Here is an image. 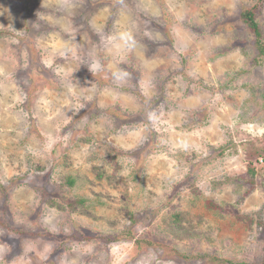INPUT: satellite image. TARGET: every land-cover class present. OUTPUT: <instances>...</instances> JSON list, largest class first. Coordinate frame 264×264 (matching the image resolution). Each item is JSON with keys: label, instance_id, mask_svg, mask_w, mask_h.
Segmentation results:
<instances>
[{"label": "rangeland", "instance_id": "rangeland-1", "mask_svg": "<svg viewBox=\"0 0 264 264\" xmlns=\"http://www.w3.org/2000/svg\"><path fill=\"white\" fill-rule=\"evenodd\" d=\"M244 10L264 42V0H0V264H261Z\"/></svg>", "mask_w": 264, "mask_h": 264}, {"label": "trees", "instance_id": "trees-1", "mask_svg": "<svg viewBox=\"0 0 264 264\" xmlns=\"http://www.w3.org/2000/svg\"><path fill=\"white\" fill-rule=\"evenodd\" d=\"M241 19L243 21V23L246 25V27L253 33L254 35V44H255V51L257 53V57L259 59L262 58L263 63H264V42H263V38H262V32L261 29L258 25V23L255 20V15L254 12L251 10H244L241 14ZM4 32H0V36L3 34ZM261 156L257 157V159H251L250 161H248V165H247V174L254 176L256 174V168L254 167L253 163L254 162H258ZM264 158V156L262 157ZM251 184H254L255 180L253 178H251L250 180ZM66 204L69 206L70 208V202ZM74 204L76 206H80L82 208H87L88 205L86 204V199L84 198H77L74 201ZM206 207L208 209H215V205L212 202H207ZM127 234H130V232H127ZM97 238L96 236H86V238H84L85 240L87 239H95ZM264 238V237H263ZM111 240V241H110ZM108 241L110 242H118L119 239L118 237H112L109 238ZM264 241V240H263ZM148 245L150 244L149 242H146ZM213 259V258H212ZM240 264H244V263H240ZM261 264H264V243H263V260L261 262Z\"/></svg>", "mask_w": 264, "mask_h": 264}]
</instances>
